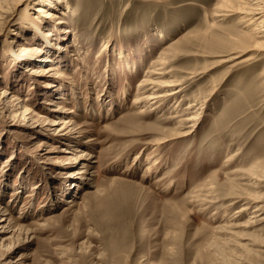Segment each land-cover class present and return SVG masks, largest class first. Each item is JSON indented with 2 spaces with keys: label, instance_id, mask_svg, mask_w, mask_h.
I'll return each mask as SVG.
<instances>
[{
  "label": "rangeland",
  "instance_id": "rangeland-1",
  "mask_svg": "<svg viewBox=\"0 0 264 264\" xmlns=\"http://www.w3.org/2000/svg\"><path fill=\"white\" fill-rule=\"evenodd\" d=\"M218 2L0 0V264H264V36Z\"/></svg>",
  "mask_w": 264,
  "mask_h": 264
},
{
  "label": "bare ground",
  "instance_id": "bare-ground-1",
  "mask_svg": "<svg viewBox=\"0 0 264 264\" xmlns=\"http://www.w3.org/2000/svg\"><path fill=\"white\" fill-rule=\"evenodd\" d=\"M235 2H237L238 4L235 5ZM0 8H1V5H0ZM215 8H216L217 16L222 17V18H225L226 16L235 14L237 12L242 13L240 19L242 20V23H243L242 25L245 28V31H250L253 34H257L258 37L264 36V0H219V2L217 3ZM1 10L2 9H0V11ZM37 10H41V8H38ZM45 15L46 16H53L54 14L51 13L50 11H47V13ZM194 30H197V29H194ZM244 34H247V33H244ZM224 60H228V59H224ZM143 82H144L143 84H146V83L147 84H153L155 81L152 79H150V80L146 79ZM153 85H155V84H153ZM181 90L182 89L180 87H178L176 89L171 90L170 92H164V93L153 91V92H151V95H149V96H150V99L154 100L153 102H155V100H159V98H161V97L179 93ZM5 92H7V91L6 90L3 91V93H5ZM13 96H15V95H13ZM189 132H191V131H188L185 133H179V135L180 134H186ZM258 163H259V161H258ZM259 165L261 166L260 171L258 172V170H257L255 172V176L257 178V181H261V180H263L261 178H264V161ZM256 195L257 196H255V197H257V198L260 197V194H258V192L256 193ZM245 208H246V206L243 207V209H245ZM4 210L6 211L7 208ZM258 210H260V209H258ZM4 214L5 213H3V215Z\"/></svg>",
  "mask_w": 264,
  "mask_h": 264
}]
</instances>
